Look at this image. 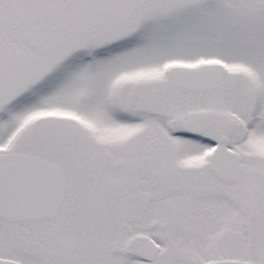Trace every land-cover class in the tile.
<instances>
[{
	"label": "snow or ice",
	"instance_id": "6c2138e0",
	"mask_svg": "<svg viewBox=\"0 0 264 264\" xmlns=\"http://www.w3.org/2000/svg\"><path fill=\"white\" fill-rule=\"evenodd\" d=\"M0 264H264V0H0Z\"/></svg>",
	"mask_w": 264,
	"mask_h": 264
}]
</instances>
